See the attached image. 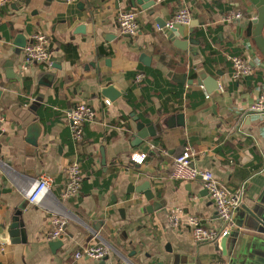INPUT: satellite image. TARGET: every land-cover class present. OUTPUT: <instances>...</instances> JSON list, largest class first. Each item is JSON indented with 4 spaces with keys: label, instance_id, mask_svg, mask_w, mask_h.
Here are the masks:
<instances>
[{
    "label": "crops",
    "instance_id": "1",
    "mask_svg": "<svg viewBox=\"0 0 264 264\" xmlns=\"http://www.w3.org/2000/svg\"><path fill=\"white\" fill-rule=\"evenodd\" d=\"M153 2L145 11L131 0H0V113L5 118L0 264H157L175 257L180 264H240L259 258L264 234L248 226L242 207L264 200V116L251 110L264 92V63L254 43L241 35L239 20L226 21L240 12L244 22L257 11L247 0L143 1L144 6ZM184 7L191 14L186 51L158 24H170ZM123 11L138 14L136 37L121 33L117 17ZM82 24H92L93 33L77 32ZM21 33L27 40L35 33L50 37V66L25 63L23 48L15 45ZM235 57L247 62L252 74L235 79ZM54 63L61 68L51 79ZM201 71L217 81L215 92L198 84ZM183 76L191 83L183 84ZM109 86L120 96L105 97ZM80 103L96 116L76 142L68 118ZM135 118L155 134L142 144ZM32 124L42 130L37 147L26 140ZM187 146L197 151L196 167L210 170L221 187L241 199L223 248L225 235L215 244H197L185 224L196 217L207 228H222L201 182L168 177L174 158ZM141 154H148L145 161L133 162V155ZM73 163L83 174L81 189L65 197ZM42 174L52 179L50 192L33 206L27 195ZM148 190L155 200H147ZM175 209L183 219L177 230L169 224ZM18 211L25 243H11L6 232ZM53 218L66 222L62 246L55 250L49 245L59 240H50ZM101 240L111 248L107 260L74 258L77 250Z\"/></svg>",
    "mask_w": 264,
    "mask_h": 264
},
{
    "label": "built area",
    "instance_id": "2",
    "mask_svg": "<svg viewBox=\"0 0 264 264\" xmlns=\"http://www.w3.org/2000/svg\"><path fill=\"white\" fill-rule=\"evenodd\" d=\"M74 2L75 0H68ZM7 0H2V3ZM242 20L243 15L239 13H231L227 16L226 21ZM118 25L121 33L126 36L136 37L140 32V25L138 22V14L135 11H123L118 14ZM191 22V14L187 7L180 9L172 22L167 25L169 29L174 25L187 26ZM51 40L46 34L35 33L32 34L27 45L23 49L24 61L28 65H43L50 66ZM232 66L234 69L233 76L235 79H241L247 77L253 72V68L242 59L235 57L232 59ZM1 78V75H0ZM142 75L137 76V80H141ZM222 92V87L219 88ZM209 98V96H208ZM106 104L109 106L110 102L106 100ZM251 110L259 115L264 116V92L261 93L253 102ZM96 114L91 106L85 103L78 104L69 114V124L74 141L79 142L84 136V126L92 122ZM5 122L4 116L0 113V125ZM148 154L133 155L132 160L137 164H142L147 158ZM197 155V151L187 146L184 150L178 154L170 167L168 177L175 182H201L204 189L208 192L209 199L213 202L218 218L221 222L222 228L215 230L207 228L200 223V220L196 217H189L185 224L192 229L193 241L197 244L213 243L215 244L221 238V236L229 234L235 228V213L241 204L239 194H232L230 191L221 187L216 180L214 174L210 170H204L194 165V158ZM83 180V174L78 163H73L67 170V183L64 191L65 197H74L78 195ZM52 179L47 174H42L37 180H35L30 192L27 195L28 203L36 206L40 205L43 198L50 192ZM52 224L54 230L50 235V240H56L61 238L65 232L66 222L60 218H53ZM169 224L177 230L181 228L183 219L181 217V210L175 209L169 215ZM98 238V235H95ZM1 244V240H0ZM111 248L105 243L99 241L97 244L86 247L82 250H77L74 253L76 260L90 259L101 261L104 260L109 254H111Z\"/></svg>",
    "mask_w": 264,
    "mask_h": 264
},
{
    "label": "water",
    "instance_id": "3",
    "mask_svg": "<svg viewBox=\"0 0 264 264\" xmlns=\"http://www.w3.org/2000/svg\"><path fill=\"white\" fill-rule=\"evenodd\" d=\"M144 0H131L132 5L135 7L136 5H140L143 10L148 11L151 10L153 6H155V2L153 4L144 6L143 3ZM251 6H253L257 11V16L252 19H247L246 21L242 22L239 20V24L241 26L242 32L241 35L244 36L246 39L251 40L256 50L261 54L263 58L264 63V0H247ZM151 14H154V10L150 12ZM158 24L161 28L166 29L167 35L169 38L175 43L177 48L180 50H188L189 43L191 40L187 38L185 34L186 27L182 25H174L173 28L169 29L167 25H161V21H158ZM192 28L196 25H191ZM86 30L88 34L93 33V25L89 24L86 25H79L77 32L82 31L84 32ZM85 31V33H86ZM192 32V29L190 30ZM178 38H185V40H178ZM27 38L21 33L17 36L15 45L19 48H25L27 45ZM190 41V42H189ZM54 62V59L51 60ZM264 67V64H263ZM61 66L54 63L50 69L49 75L51 79H54V75L56 74V70L60 69ZM200 79L198 80V84L200 86H205L206 90L209 94L215 92L217 90V81L214 79H209L206 76V73L204 71L199 72ZM186 76H183L182 83H186ZM188 83H191V81H187ZM193 83V82H192ZM47 84V83H46ZM45 84V85H46ZM102 94L109 98L114 99L116 96H120L119 92L115 90L114 87L109 86L105 88L102 92ZM178 119V125L183 127L185 126V116L180 114L177 116ZM137 121V135L136 140L138 141V144H142L144 141H146L149 136H153V128L149 127L147 130V126L138 121V118H135ZM41 127L38 124H32L31 127L28 129L27 132V142L34 147L38 146V140L41 135ZM1 133V132H0ZM145 197L148 201L155 200L154 194L151 192V190L144 192ZM155 209L159 207V204H154L153 206ZM244 216L247 218L248 226L256 231H258L261 234H264V200H257L253 204L249 205H243L242 207ZM22 211H18L15 216L11 219L9 225L6 227V232L9 236V240L11 243H25L27 241V234L25 230V226L22 222ZM230 234L225 235V237L222 240V248L224 247V242H227V239L229 238ZM62 241L59 239L57 241H52L49 245L50 247L55 250L62 246ZM261 251L257 252L259 258L258 259H252V261H244L240 264H264V242L261 245ZM175 257V256H174ZM104 260H107L105 258ZM157 264H180L176 257L174 258V262H159Z\"/></svg>",
    "mask_w": 264,
    "mask_h": 264
}]
</instances>
